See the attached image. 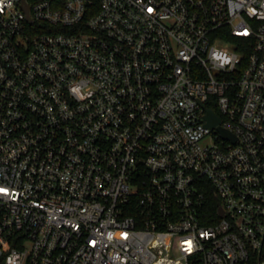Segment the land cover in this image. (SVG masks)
<instances>
[{"label":"built area","instance_id":"1","mask_svg":"<svg viewBox=\"0 0 264 264\" xmlns=\"http://www.w3.org/2000/svg\"><path fill=\"white\" fill-rule=\"evenodd\" d=\"M254 257L264 0H0L4 264Z\"/></svg>","mask_w":264,"mask_h":264},{"label":"water","instance_id":"2","mask_svg":"<svg viewBox=\"0 0 264 264\" xmlns=\"http://www.w3.org/2000/svg\"><path fill=\"white\" fill-rule=\"evenodd\" d=\"M25 7L28 11V6H25ZM206 118L208 119V125L210 127H215L220 123L219 116L213 110H210V109L208 110ZM219 130L222 132V134L225 137H231L232 139L236 140V138L233 135H231V133L227 131L226 129L219 127Z\"/></svg>","mask_w":264,"mask_h":264},{"label":"trees","instance_id":"3","mask_svg":"<svg viewBox=\"0 0 264 264\" xmlns=\"http://www.w3.org/2000/svg\"><path fill=\"white\" fill-rule=\"evenodd\" d=\"M258 261H259V259L257 257H254V259L252 260L251 264H257ZM0 264H4L3 258H0Z\"/></svg>","mask_w":264,"mask_h":264}]
</instances>
